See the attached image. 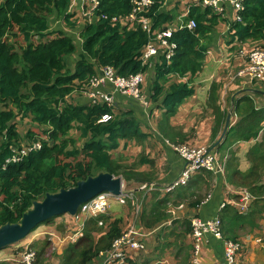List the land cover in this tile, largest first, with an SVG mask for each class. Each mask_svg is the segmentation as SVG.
<instances>
[{
    "label": "trees",
    "instance_id": "16d2710c",
    "mask_svg": "<svg viewBox=\"0 0 264 264\" xmlns=\"http://www.w3.org/2000/svg\"><path fill=\"white\" fill-rule=\"evenodd\" d=\"M70 2L4 0L0 3V225L20 221L33 201L42 199L47 192L74 186L78 180L99 171L123 175L128 180V187L135 186L132 184L135 182L150 180L149 173L136 170V167H128V172L124 167L120 172L122 166L110 151L118 147L119 139L145 137L138 117L130 110L115 116L113 106L75 103L69 96L96 75L102 65L114 66L122 76L146 71L148 66L141 60V50L151 39L152 32L168 27L173 16L162 10L158 1L144 13L151 19V33L139 21L134 26L121 27L111 23V18L129 14L133 0H101L97 14H105L109 18L85 24L81 31V48H78L72 34L60 28L51 29L50 18L54 14L64 16ZM190 9L188 18L195 19L196 27L184 26L173 30L170 41L177 45L174 56L169 62L162 59L151 68L154 71L151 101L162 110L158 126L171 143H184L172 137L166 126L179 134V128L172 126L170 119L179 106L195 93L193 81L202 71L210 49L203 40L211 31L215 32L219 20L223 19L208 7L193 5ZM240 15V21L231 23L228 43L245 46L248 41H256L264 44V0H244ZM66 18L67 24H71L69 17ZM35 36L38 37L36 41L33 39ZM20 39L25 44L17 46L15 43ZM258 48L264 49V46ZM76 53L72 66L70 57ZM220 88L221 82H213L207 99L214 115L213 149L222 155L235 142L254 140L247 153L252 163L248 170L239 169L235 161L238 157L232 149L226 162L227 181L246 189L254 199L252 208L246 212L226 204L218 213L224 236L238 241V235L232 231L236 220L246 218L253 210L261 212L264 217V103L257 105L250 95H236L230 127L224 139L216 144L228 113L219 103ZM104 114L112 117L101 121ZM235 116L239 119L232 125ZM26 118L40 132L32 128L19 130L18 119ZM76 126L81 136L88 138L81 149L74 146L70 137ZM34 142H39L40 146L28 151L18 161H8L19 153L23 144ZM139 161L141 164L152 160L142 157ZM213 173L211 169H199L197 180L190 179L186 186L177 190L175 198L183 196L184 192L193 205L198 203L202 197L197 196L194 190L204 182L209 183ZM175 189L164 190L163 195L160 191L151 192L149 200L145 199L143 203L142 226L154 228L170 218L167 204ZM111 215L89 218L84 225L83 236L64 250L62 264H90L101 252L108 250L128 224L127 221L124 226L122 218ZM100 220L103 225L99 224ZM185 222L186 231L190 233L191 220ZM48 246L47 239L33 242L32 247L37 251L33 264H44ZM241 252L238 258H241ZM7 261L10 259L0 258V264H8Z\"/></svg>",
    "mask_w": 264,
    "mask_h": 264
},
{
    "label": "crops",
    "instance_id": "0c3cea01",
    "mask_svg": "<svg viewBox=\"0 0 264 264\" xmlns=\"http://www.w3.org/2000/svg\"><path fill=\"white\" fill-rule=\"evenodd\" d=\"M4 0H0V3ZM163 1L162 10L166 12H170L173 16V21L171 22V25L175 27V29L180 28V20L185 19L187 20V17L185 16V12L188 7L192 6L196 0H158ZM227 10L226 14L222 16V20H219V23L216 25L215 32L211 31L208 34V37H206L203 42L207 45H209L210 49L208 51L209 54H214L213 58H206V63L203 67L204 68H212L211 73L207 77L202 76V71L200 75L198 76V80L196 83L193 82L195 87V93L188 97L185 102H183L177 111L175 115H173L170 119V124L172 126H178L180 129L178 130L179 134L173 132L171 128L167 125L166 129L169 133H171V136L174 137L176 140L180 139L184 141V143L190 142L188 144L191 145H198L207 143L210 146L212 152L216 153L218 156L219 161L221 162V165L223 167V171H213L212 180L208 182H204L203 185H201L199 188L195 189L194 191L197 193V196H201L202 199L198 201L196 204H192V200L188 195L184 194L183 196L176 199L177 190L181 189L185 185H178L174 189L176 192L171 197L172 199L168 201V208L167 212L170 214V218L166 221H162L159 223V225H162L161 229L159 230L162 234L157 235L165 238L164 242L161 244L159 243L156 245V247L149 248L151 239L154 238V234L150 236L146 242V249L144 250H133L130 249L128 252H130V257L128 258V264H190L193 260V249H194V239L192 236V233H188L186 231L187 225L185 220H191L194 217H200L202 219H213L215 217H219L218 213L222 207H224L226 204H230L232 206H235L237 208L236 200L238 199L239 195H237V192L246 190L238 185L232 184L227 181L225 170L227 171V159L222 158V155L216 151V149H213L212 144V127H213V115H212V109L207 106L194 108V105L197 103V99L200 95L205 96V100L207 102L208 96H209V90L210 86L213 82H221L220 80H216L212 78V75L215 76V73L219 72V75H225L226 73L222 71H226L227 75L224 76V82H221V88L219 91L220 97H219V103L220 98L224 100H229L230 105L234 103L235 96L238 94H242L245 92V94L250 93L248 89L250 88H258L261 90H264V83L263 86H260L259 82H253L250 80V77L245 75L243 77H239L237 74L238 71L242 68H244L247 64V56L246 54L250 52L251 50H246V45H237L239 50L237 54H233L231 51V47L236 44H229L228 40L231 39V22H232V15L234 12L233 7L228 3L227 4ZM191 10V9H190ZM132 12V11H131ZM181 13L180 16L177 17V14ZM56 17H62L63 22L67 25V28H63L62 25L60 29L65 30L67 32H70L74 35H76L77 39L79 37V34L84 26L88 21V16L84 15L81 12L79 0H71L69 7L65 11V15H55ZM68 16L71 24H67V18ZM53 20V18H50ZM180 19V20H179ZM223 21V22H222ZM224 23V24H223ZM53 24V21H52ZM51 24V26H52ZM131 22H129L128 25H130ZM135 24V23H134ZM133 24V26H134ZM53 28V27H52ZM222 28V29H221ZM59 29V28H56ZM213 36V38H212ZM79 40V39H78ZM77 43V41H76ZM78 48H81V45H79ZM239 51L241 52V55H238ZM230 53L234 55L232 60H229V63L224 64L225 61L222 60V57L225 55V53ZM210 56V55H209ZM208 56V57H209ZM75 64V63H74ZM209 81L211 83L207 84L206 89H203L205 86V81ZM149 82V84H148ZM152 83L153 80L150 77V71L146 74V82L144 83L143 87V94L145 96L148 95L149 99L151 97V91H152ZM81 85L80 88L75 90L69 98L73 95V99L71 101L75 103H89V99L84 94L82 90ZM148 87V89H147ZM263 88V89H262ZM109 92H113V88L110 84L106 85L105 88ZM256 94L255 99L256 102L263 104L264 103V95H261L259 93L253 92ZM146 98V97H145ZM147 99V98H146ZM255 101V100H254ZM115 102L117 109L119 111H132L141 121L142 118H147L150 122L155 117L156 111L153 110L155 107L154 104H150V106L145 109L139 101L126 97L122 95L121 93H115ZM152 102V101H151ZM153 105V106H152ZM224 109V107H222ZM196 111V112H193ZM152 112H155V114L151 116ZM200 112V113H199ZM206 113V115L204 114ZM162 117V110L161 114L157 120L156 127L153 126L152 131L148 129H143V132L146 134L145 137L140 138V143L142 144V147L144 150H146V158H149L153 161L151 162H143L140 164V161L138 165L136 166V170L149 173L150 180H147L146 182H138V186H131L128 187V191H133L137 194H142L143 199L148 197L147 191L153 190V191H160L161 195H163L164 188L166 186L171 185L178 176L182 173L186 166V160L182 158L180 155H178L172 148H171V142L169 141L168 137L162 133L160 130V127L158 126V122L161 120ZM193 118L194 120L192 121ZM148 122L147 120H145ZM184 125V130L181 129V127ZM185 127L188 128L185 130ZM193 128L195 130L194 137L191 136L189 138V131ZM188 131V132H184ZM221 135V134H220ZM189 138V139H188ZM218 138V137H217ZM131 139H124V141H129ZM159 140L164 145L162 147H165V150L162 151L161 156H163V159H161L158 164H164L165 167L160 172V166L155 164V150L149 146V141H156ZM187 141V142H185ZM206 144V145H207ZM254 144V140L249 142H235L231 148L236 146V148H233L232 150L235 151L236 156L239 158L238 167L242 171L248 170L252 163L247 157V152L250 149V147ZM155 146L157 144H154ZM208 145V146H209ZM157 149H159V146H156ZM227 151V154L230 155V151ZM142 165V167H140ZM264 177V176H263ZM192 180H197V175L195 174L194 177H192ZM262 183L264 181L262 180ZM146 184H149V188L146 191H143L141 193L142 188ZM181 186V187H180ZM189 190V189H188ZM187 190V191H188ZM193 190V189H191ZM247 191V190H246ZM150 196V195H149ZM138 197V196H137ZM176 199V201H175ZM140 200V199H139ZM149 200V199H147ZM254 199L252 198L250 201V206L248 210H250L251 203H253ZM142 202V200H140ZM171 201H173V207L171 206ZM264 203V202H262ZM130 206L127 207L128 210H132V218L131 213H128V219L126 220V214L127 211L125 210L126 207H122L123 217H120L124 220V226L126 225L127 221L128 224L130 223H137L138 226H142L140 220L141 215L143 211V205L141 206L140 210L135 213L134 206H132L130 203H128ZM143 204V203H142ZM134 207V208H133ZM260 209H263L260 205ZM247 210V211H248ZM235 211V209H233ZM232 212V211H229ZM111 213V212H110ZM251 215L246 216V218H243L242 220H236L235 224L232 225L233 229L232 231L238 235L237 240L242 245V252L241 257L243 260L242 264H264V217L262 216L261 212H254L250 211ZM111 215V214H109ZM111 216H115V214H112ZM127 228V227H126ZM40 234L37 236L33 235L34 239H38ZM155 239V238H154ZM72 241V240H71ZM72 241V242H77ZM71 244V243H70ZM69 244V245H70ZM204 248V250H203ZM157 251V255L153 254V251ZM152 251V252H151ZM64 249H61L59 252H57L60 256V263L61 258L63 255ZM105 253V251H103ZM99 254V257L94 258L93 261L90 264H98V260L100 257L104 254ZM8 253V252H6ZM1 254H4L2 251ZM51 254V253H50ZM13 255V254H12ZM11 255V256H12ZM224 255V246L221 241L214 238L213 236H208L206 239V242L203 243L202 246V252L200 254L201 260L207 263H214L222 261ZM185 256V259L183 258ZM10 258V257H8ZM47 260V259H46ZM46 260L44 261V264L46 263ZM8 264H13L12 261H7ZM52 264H55V260Z\"/></svg>",
    "mask_w": 264,
    "mask_h": 264
},
{
    "label": "built area",
    "instance_id": "2783aa9c",
    "mask_svg": "<svg viewBox=\"0 0 264 264\" xmlns=\"http://www.w3.org/2000/svg\"><path fill=\"white\" fill-rule=\"evenodd\" d=\"M101 0H79L81 12L88 16L86 24L97 22L99 19H108L105 14H97ZM158 3V0H133L132 12L121 17H112L111 23L120 25L121 27L128 26L129 22L133 25L135 22H141L142 27L151 33V19L146 17L144 13L148 12L152 5ZM161 8L163 1H159ZM230 4L233 9V21H240V12L244 9V0H196L193 5L201 8H211L212 11L219 14L221 17L226 14L227 4ZM192 5V6H193ZM190 7L187 8L185 16L190 15ZM231 22V23H232ZM168 27L164 29H157L152 32V37L147 45L141 50V60L143 64L150 65L153 58L157 60L156 63H161V59H166L168 62L175 54L176 43L171 42L173 30L175 27L171 23L167 24ZM85 26V24H84ZM83 26V27H84ZM187 26L190 29L196 27V21L193 18H188L186 23H181L180 28ZM83 29V28H82ZM82 31V30H81ZM78 39L81 42V32ZM81 44V43H80ZM247 64L244 68L238 71L239 77L245 75L250 77L253 82L264 81V49L257 48L251 50L246 54ZM146 78V72H139L131 74L130 76L119 75L110 64L102 65L98 68L97 74L90 77L89 80L83 84L82 90L89 99V103L98 104L105 103L109 106H114L115 93L119 92L124 96L133 97L138 100L140 104L146 109L148 101L144 94L141 92V84ZM110 84L113 92L107 91L106 85ZM112 117L111 114H104L101 121H107ZM40 146L39 142L26 143L22 145L19 153L15 154L8 161H18L21 156L26 154L31 149H36ZM171 148L182 158L186 160V166L178 178L169 186L163 187L166 191H172L178 185H185L191 179V174L201 168L211 169L213 171H223L221 162L216 153L212 152L209 146L191 145L188 143L171 144ZM240 196L236 200V206L239 210L246 212L249 208L250 201L253 198L251 193L243 190L237 192ZM116 200L119 204L126 205L130 203L137 212L142 206V202L133 191L123 185L120 194H114L109 191H103L93 197L91 200L81 205L78 213L71 216V223L76 232L72 241H76L83 236V229L86 221L91 217H98L102 214H110L111 200ZM103 225V221H99ZM192 236L194 239L193 260L191 264H242V258H238V253L242 250V245L239 241H234L224 236L222 233V220L220 217L213 219H202L194 217L191 219ZM162 227L157 226L154 228H146L138 226L137 223H130L121 236L116 238L111 247L105 251L100 257L98 264H128L130 257V249L144 250L146 249V242L155 231L160 230ZM208 236H213L222 242L224 246V255L222 261L207 263L201 260L200 254L202 252L203 243L206 242ZM24 249L20 252V264H33L37 257V251L28 244L23 246ZM102 254V252H101Z\"/></svg>",
    "mask_w": 264,
    "mask_h": 264
},
{
    "label": "rangeland",
    "instance_id": "374dc122",
    "mask_svg": "<svg viewBox=\"0 0 264 264\" xmlns=\"http://www.w3.org/2000/svg\"><path fill=\"white\" fill-rule=\"evenodd\" d=\"M180 14L181 13L179 12V14H177V17L180 16ZM52 18H53V20H52L53 24L51 26V29L61 28L60 25H62L64 29L67 28V25L63 22L62 17H56L55 14H54L52 16ZM186 22H187V20H185V19H183V20L181 19L180 20V23H186ZM68 33H70V32H68ZM70 34H72V33H70ZM72 35L75 37V40L77 41L76 44L79 47V45L81 43L80 40L77 39L76 35H74V34H72ZM33 39H34V41H36L38 39V37L35 36ZM15 44L17 46L19 44L20 45L21 44H25V41L20 39ZM263 46H264L263 43L261 44V43L256 42V41H248V42H246V47H247L246 50H254V49H257L258 47H263ZM238 50H239V48H238L237 45H233L231 47V51H232L233 54H237ZM238 55H241L240 51H239ZM233 57H234V55L226 52L225 55L222 57V60L225 61L224 64H227V63H229V60L233 59ZM76 58H77V53L73 54L70 57V63H71L72 66H74ZM206 58H213L214 59V54L213 53H211V54L208 53ZM245 58H246V56H245ZM230 63H232V60H231ZM211 71H212V68H204L203 71H202V76L203 77H207L211 73ZM222 72L226 73V71H222ZM200 73L198 74V76L200 75ZM198 76L194 79V81H193L194 83L197 82ZM224 76L225 75H221V74L219 75V72H217V73H215V76L212 75V78H214L216 80H220L221 82H224V80H223ZM145 82H146V78L144 79V82L140 86L142 94H143V87H144L143 85H144ZM209 83H211V82L206 80L205 81V86H204L203 89H206V86ZM148 84H149V82H148ZM260 86H263V84H260ZM147 89H148V87H147ZM248 92H250V93L245 94V92H243L242 94H239V95L240 96H242V95H250V96L253 97V99L256 102V99H255L256 94L253 93V91H248ZM117 93H119V92H117ZM126 97H129V96H126ZM145 97L147 98V101L149 102L148 105L146 106V109H147L150 106L151 103L152 104H154V103L150 101L148 95L145 94ZM70 98L73 99L74 98L73 95ZM129 98L134 99L133 97H129ZM230 104L231 103H230L229 100L226 101V100L220 98V105H221V107H224V110H226L227 112L232 110V105H230ZM256 104L257 105H261L258 102H256ZM203 106H207V109L209 107L207 102H206V100H205L204 93H203V95H200L198 97L197 103L194 105V108L195 109L198 108L197 110H199L200 107H203ZM153 110L156 111V114H155V112H152L150 117H152L154 114H155V117L151 120V122L146 117L142 118V121L138 118L139 122H140V125H141V129L145 128V129H148V130L152 131L153 126L156 127L157 120H158V118H159V116L161 114V109L154 107ZM120 112L122 113L123 111L122 110L119 111L117 109L116 102L114 101V115L115 116L116 115L119 116ZM193 112H196V111H193ZM204 114L206 115V113H204ZM212 115H213V110H212ZM191 119H192V121L194 120L193 118H191ZM238 119H239V117L235 116L233 121H232V125ZM145 120H147L148 122H146ZM213 123H214V115H213ZM18 128H19V130H25V131H27L29 128H32V130L36 129L37 131H39L37 129V127L35 126V124L32 123L27 118L23 119V120L18 119ZM181 129L184 130V125L181 127ZM187 129L188 128L185 127V130H187ZM184 132L186 133L188 131H184ZM194 135H195V130L192 128L191 131H189V138L191 136L194 137ZM70 137L74 140V146L77 147V148H80V149L82 148V146L85 143V141L88 139V138H84V137L81 136V132L77 128V126L74 127V129L71 130ZM178 140L180 141V139H178ZM118 142H119L118 147H116L114 149H111L110 151H112V157L114 158V160L119 162V164L122 166V169H120V172H122L124 167L127 168V172H128V167H136L138 165V163H139V160L142 157L146 158V156H148V155H146V150H144V148L142 147V144L140 143V138H134V139H131V140L127 141V142L124 141V139H119ZM185 142H187V141H185ZM179 143L181 144L182 142L180 141ZM187 143H190V142H187ZM154 144H157L156 146H159L160 148L157 149ZM172 144H178V143H172ZM203 144L206 145L207 143H203ZM162 145H164V144L162 142H160L159 140L149 141V146L156 151L155 154H154V157H155L154 159L156 160L155 161L156 165H159L158 162L161 159H163V156H161V154H162V151L165 150V147L163 148ZM198 145H202V144H198ZM208 145L209 144H207L206 146H208ZM210 146L211 145H209V147ZM233 148H236V146H234ZM233 148H231V149H233ZM226 153H227V150H225L222 155L224 156ZM228 157H229V154H226L225 158L228 159ZM235 161L239 162V158H237V160H235ZM159 166H160V172H161L162 169L165 167V165L164 164H160ZM140 167H142V165H140ZM197 173H199V170L191 174V179ZM121 176L123 178V181H125L127 186H128L129 185L128 184V180L124 179L123 175H121ZM263 181H264V177H263ZM132 184H135L136 187L138 186V182H135V183H132ZM149 187H150L149 184H146L144 186V188H142L141 193L143 191H146ZM152 191L153 190L150 191V194H151ZM146 193L148 194V197H150L149 196L150 195L149 191H147ZM136 195L138 196V198L140 200H142V203H144L145 199L148 198V197H146L145 199H143L142 194H137L136 193ZM170 199H172V197H170ZM170 203H171V206L173 207V201H171ZM128 206H130V205H128ZM122 207H126V206H124L122 204H119L116 200L112 199L111 200V207H110V210H109L111 212L110 214H115V216H117V217H123V213L124 212H122ZM125 210L127 211L125 219L126 220L128 219V213H131V217H130V219H131L132 218V210H128L127 207L125 208ZM133 211H135V213H136L137 212V207L134 208ZM74 227L75 226H73L72 223H71V216L70 215L61 214L59 216H55V217H53V219L50 222L41 223L27 237H24L20 241L11 244L10 247H8V248L6 247L7 249L5 248L4 250H0V258H8V257H10L9 259L12 261L13 264H20V252H21L23 246H27L28 244H30L31 242L36 240V239L33 238L34 237L33 235L37 236L38 234H40L38 237H36V238H38L37 240H44V239L49 240V246H48L47 252L45 253L44 261L47 259L46 263L52 264L53 261L55 260V264H62V258H61V263H60V256H59V254L57 252H59L61 249L65 250L69 246L70 243L71 244L74 243V242L71 241V237H74L75 234H76V232L74 230ZM157 235H161L162 236V234H161V232L159 230L154 232V238L155 239L154 238L151 239L149 248H153L154 249L156 247V245H158L159 243L162 244L164 242L165 238L163 239V237L157 236ZM203 250H204V248H203ZM2 251L4 252V254H1ZM6 252H8V253H6ZM157 253H158V250L157 251H153L154 255H157ZM183 258L185 259V256H183ZM241 258H239V259H241Z\"/></svg>",
    "mask_w": 264,
    "mask_h": 264
},
{
    "label": "water",
    "instance_id": "95a60500",
    "mask_svg": "<svg viewBox=\"0 0 264 264\" xmlns=\"http://www.w3.org/2000/svg\"><path fill=\"white\" fill-rule=\"evenodd\" d=\"M264 95V90L248 89ZM232 110L227 114L223 131L216 144L220 143L230 127ZM123 186L121 175H114L110 171H99L96 175H89L80 179L74 186L60 188L56 192H47L42 199L34 200L32 207L23 212L18 222H7L0 225V250L27 237L41 223L61 214L75 216L85 202L91 200L103 191L120 194Z\"/></svg>",
    "mask_w": 264,
    "mask_h": 264
},
{
    "label": "clouds",
    "instance_id": "9594fccd",
    "mask_svg": "<svg viewBox=\"0 0 264 264\" xmlns=\"http://www.w3.org/2000/svg\"><path fill=\"white\" fill-rule=\"evenodd\" d=\"M161 61H162V59H161ZM156 62H157V60L155 59V58H153L152 59V61L150 62V65H147L148 66V69L146 70V71H141V72H146V74H147V72H149L150 71V77H151V79H153V76H154V71H151V68H153L154 67V65L156 64ZM159 63V62H158ZM84 83H86V82H84ZM83 83V84H84ZM82 85V84H81ZM138 101V100H137ZM150 101H151V97H150ZM113 108H114V106H113ZM123 185L126 187V188H128V186H127V184H126V182L125 181H123ZM123 187V186H122ZM174 190V189H173ZM237 195H239L238 193H237ZM240 198V196L238 197V199ZM237 199V200H238ZM250 206V205H249ZM244 212V211H243ZM79 240V239H78ZM34 241H37V240H34ZM33 241V242H34ZM33 242H31L30 244H31V246H32V244H33Z\"/></svg>",
    "mask_w": 264,
    "mask_h": 264
}]
</instances>
